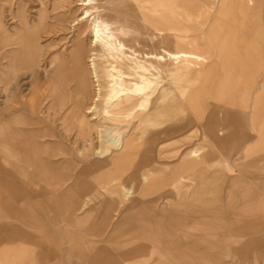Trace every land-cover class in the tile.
<instances>
[{
	"label": "crops",
	"instance_id": "1",
	"mask_svg": "<svg viewBox=\"0 0 264 264\" xmlns=\"http://www.w3.org/2000/svg\"><path fill=\"white\" fill-rule=\"evenodd\" d=\"M258 7L264 9V4ZM6 45L7 42L4 47L0 45V52ZM256 46L264 48V35ZM30 54V49L24 50L25 64H30L26 58ZM251 62L264 63V55L254 56ZM30 112L41 113V109L30 106ZM259 118L255 120L258 124ZM171 123L169 130L194 128L197 133V126L190 119ZM140 126L137 121L135 135L123 141V144L135 145L128 149L130 155L134 150L135 161H117L116 155L102 159L92 148L85 144L81 147L82 137L75 136L69 141L66 136H60L59 130L48 125L41 114L35 117L13 110L3 116L0 120V260L7 264H48L49 261L55 264H192L199 259V264H206L205 259L203 263L207 255L203 242L211 230L207 207L213 203L204 189L208 181L201 177L212 174L196 169L202 161L193 162L188 151L180 165L193 162L195 168H189L185 174L192 181L200 176V182H185L177 187L170 162L165 167L159 163L151 167V157L149 163L143 159L144 147L148 145L152 148L151 155L154 151L160 155L157 145L161 135L167 140L176 139L167 156L172 160L180 155L183 145L191 147L201 132L191 134L189 130L186 134L167 136L165 131L155 130L153 135L145 137ZM223 127L235 133L233 125ZM260 129L254 143L251 142L252 150L250 147L251 159L255 160H264V123ZM238 136L247 138L244 133ZM238 136L227 133L208 137L215 142H228ZM123 163L137 169L125 168L118 173L116 169ZM142 167L151 173L148 183L144 182ZM260 167L254 174L264 176V167ZM162 175L166 177L161 179ZM115 179L123 184L113 183ZM229 184L231 191V181L222 189H215L222 200L230 198ZM251 187L245 199L255 203L254 211H250L248 219L238 216L229 222L236 223L231 228L235 240L251 237V243H259L264 239L261 238L264 215L256 209L263 206L264 198L258 193H264V183L256 184L258 189L253 186L251 190ZM197 244L200 246H193Z\"/></svg>",
	"mask_w": 264,
	"mask_h": 264
},
{
	"label": "rangeland",
	"instance_id": "2",
	"mask_svg": "<svg viewBox=\"0 0 264 264\" xmlns=\"http://www.w3.org/2000/svg\"><path fill=\"white\" fill-rule=\"evenodd\" d=\"M212 1L214 2V0H197V3L207 2L211 6L213 4ZM92 2H94L93 6L100 4L98 0H92ZM174 2L173 11L183 14L185 10L190 13V21H183V25L189 27L190 34L178 33L176 31H169L168 33L166 29L160 26H150L151 21H153L152 17L144 12H141L143 15L138 14L133 7H126L116 15L104 8L96 9L95 12H92V16L85 18V20L82 17L84 16L86 6L81 4L83 3L82 0H0V45L4 47L7 42L6 48L0 52V120L3 119V116L9 115L11 111L13 112V110L22 111L26 115L35 117H40L41 114L42 118L48 121V125L55 127L57 131L59 130L58 134L60 136H66L68 140L70 139L69 141H72L75 136L82 137L80 139L82 142L80 143L81 147L85 144L87 147L92 148L94 153L97 149H101L103 154H105L104 157L111 158V155L117 154L119 152L117 150L119 149L109 150L107 148L108 146L110 147V144L107 143L105 137H101L100 129L105 125L113 131L112 133L116 137H118V133L122 134L123 138L133 136L136 132L138 118L129 119L132 120L130 122L121 114L110 115L111 117H108L105 98L103 97L99 101H94L95 90L91 74L89 75L91 87L85 92L78 91V77L71 62V51L78 44V39L80 38L82 43H85L87 46L93 40L94 52L101 54V45L99 42H94L95 37H93L94 33L92 32L93 24L98 18L115 21L123 29H126V24L132 27L133 23L136 22L141 29V33H145L152 38L154 37L156 47L159 49H161V46L180 49L182 44L176 41L178 34L185 38L189 36L190 38H198L203 50L210 53V58L205 62L203 68L214 67L212 74L214 77L212 80L214 89H207L202 95H198L199 89L196 87L191 88L192 95H197L195 97H198L197 107L203 115L202 123L204 127H199L202 124L198 125V122L195 123L194 126H197V133L194 132V128H188L191 134H198L200 131L201 135L197 136L191 147H184L183 145L180 155L172 160H168L167 156L168 152L172 151V146L176 139L167 140L165 136L161 135L157 145L160 155L154 151L155 153L151 155V167H153V163H159L160 167H165L164 164L170 162L169 165L174 169V180L177 187L185 182L199 183L200 176L195 177L192 181L188 180L185 174L189 168H195L193 167V162L186 163L184 166L180 165L188 151H192V149L198 150V154L200 155L196 158V161H202V163L196 166V169L201 168L203 171L212 174L201 177L208 181V183H204V189L206 190L205 193L208 195V199L212 200L211 203H213L207 207L208 226L211 230H209V237L206 239L210 240L213 238L221 241L222 237L226 238L223 241L224 245L203 246L206 251L210 248L223 252L219 251L222 248L221 246L226 248V254L221 256V258H219L214 250L207 251L210 259L208 262L205 259V263L264 264V239L263 241L260 240L261 242L259 241V243H249L251 242V237L237 241L231 233V228L236 223L234 225L229 222L232 219H237L238 216L240 219L249 218L248 216L252 214L250 211H254L253 206L255 203L253 201L249 202L245 198L249 195L248 192L251 186L252 190L253 186L256 187V184L264 183L263 175L254 174V171L258 170V165L259 167L261 166L260 168L264 167V160L251 159L253 154L251 155L250 152V147L251 150L253 147V145L251 146V142L254 143L255 138L259 135V131H261L260 126L264 123L262 118L264 114V63L251 62V89L249 90L251 93L247 95L248 105L245 110L246 126L242 127L236 118H232L233 115L236 116V112H233L232 109L226 111L232 120V131L235 132V135L238 136L244 133L247 135V138L239 139L238 136L236 140L234 139L235 141L215 142L214 139L209 138L206 134L207 125L210 123L215 124L214 119L219 117V110L216 109L218 106L214 103L216 98L219 97L216 85L223 80L226 81L227 77L232 74V71L228 70V67L233 66L238 61H241V65H246L245 62L249 61L250 56L242 50H244V46L247 44L254 46L251 47L252 61H254V56L263 57L264 55L263 47H255L263 39L264 35V9L258 7V4H264V0H251L250 5H252V8L249 10V14L246 15L245 20L247 24L245 26L241 25L243 19L242 15L238 12L239 2H235V0H230L226 4L223 3L216 9H205L206 12L204 13L202 12L203 10L200 11L191 7L186 0H175ZM151 4H153V8L155 9L153 15L160 16L162 11L160 3ZM188 13L185 15L188 16ZM162 18L166 19L164 16ZM217 23H219L218 26ZM83 26L84 28L82 29ZM168 35H171L169 40ZM216 35H219V40L214 39ZM120 38L124 39L123 34L120 35ZM225 39L227 41H224ZM112 40L117 42V38H113ZM143 46L145 50L153 49V46L138 45V47ZM29 49L31 50V57L26 58H29L30 64L22 62L17 64V66L12 65L13 59L18 61V59L25 58L24 50L29 51ZM98 61H100V58ZM245 68L241 73L247 76ZM187 73L189 77L194 76V72L188 70ZM100 75L101 83H103L102 87H105L107 84L106 77L102 70L100 71ZM176 77L177 75L174 74L171 76L175 80L177 79ZM245 81L247 82L246 77ZM244 90L246 89L230 88L229 90L227 89V92L239 93ZM161 91V87L157 89V94L152 96V103H154L156 97H159ZM176 95L180 101L175 102V106L173 107L175 109L172 110L183 112L185 101L192 96L188 94L185 100L181 101L182 97L178 93ZM226 96L229 97L230 95L225 94ZM234 96H238V98L244 97L241 94ZM140 102L141 105H143V102L146 103L143 99ZM94 103L97 104L99 111H94L91 114L88 110ZM150 105L146 107L138 106L143 109L142 116L147 117L148 113L152 114V111L156 113L155 110L162 108L160 107V103H157L159 107ZM232 105L238 106L241 104L237 102ZM30 106L33 109H41V113H31ZM241 109H238V111L242 112ZM161 111L164 112V110ZM258 116H260L259 124L257 122ZM255 120L257 121L255 122ZM140 127L143 128L145 137H149L151 135L150 131L153 130L166 131L164 122L158 121H154L152 124L151 121H147L144 124L142 122ZM189 130H185L183 133L186 134ZM68 140L65 139V143H69ZM207 150L214 152V154L207 155ZM156 154L158 155L157 159H155ZM104 157L101 158L103 159ZM125 168L137 169L133 165L123 163L120 169H116V171L121 173L123 171L121 169ZM142 169L145 174V168L142 167ZM163 177H166V175L160 176L161 179ZM258 178L263 179L255 181ZM229 181H231V191L230 184L227 189L229 188L230 198L229 200H222L217 195L215 189L217 187L222 189V187L228 185ZM144 182L148 183L150 179L148 181L144 180ZM113 183L123 184L118 179H115ZM261 189L263 190V187ZM258 194L264 198L262 191ZM239 195L241 197H238ZM214 204H218L216 205L217 208L213 206ZM262 205L256 211H260V214L264 215V201ZM216 211L217 213H215ZM214 228L216 230L213 232L212 229ZM261 238H264V236ZM233 242H243L245 244L242 243L240 249L238 247V250L236 248L237 251L235 253ZM231 253L234 255H231ZM198 262H200L199 259L196 263L193 262L192 264H199ZM48 264L55 263L49 261Z\"/></svg>",
	"mask_w": 264,
	"mask_h": 264
},
{
	"label": "bare ground",
	"instance_id": "3",
	"mask_svg": "<svg viewBox=\"0 0 264 264\" xmlns=\"http://www.w3.org/2000/svg\"><path fill=\"white\" fill-rule=\"evenodd\" d=\"M82 1L83 3L81 4L86 6L82 19L91 17L92 12H95L96 9L99 10L104 8L105 10H108L109 12L116 15L120 10L126 7H133L136 9L138 14L143 15L141 12H144L152 17L153 21H151L150 26H160L166 29L168 33L169 31L187 34L189 33V27L184 26L183 21H190V13L186 12L185 10L183 11V14L178 11H173L174 8L172 9V7L175 3V0H98L100 4L95 6L92 5L94 4L92 0ZM186 1H188L191 7L199 9L200 11L203 10L202 12L204 13L206 12L205 9H216L219 5L223 3L226 4L230 0H214V2L212 1L213 4L211 6H209L207 2L197 3V0ZM156 2L160 3L162 6L160 16H155V14L153 15L155 9L151 3ZM235 2H239L238 12L242 15L243 19L241 25L245 26L247 24L245 20L247 17L246 15L249 14V10L252 8V5H250L251 0H235ZM186 13L189 15H185ZM162 16L166 17V19H161ZM218 25L219 23H217V26ZM92 32L94 33L93 37H95L94 42H99L101 45V54L94 52L95 49L92 45L93 40L92 43L90 42L87 46L85 43H82V40L79 38L78 44L74 46L73 50L71 51V62L73 63V69L75 70L78 77V91L85 92L91 87V82L89 81V75L91 74L95 90L94 101L96 102L103 97L105 98L108 117H111L110 115L115 116L116 114H121L128 120L135 117L136 119L138 118L137 121L140 125L142 122L144 124L147 121H151V124L154 121L162 123L164 122V125H166L165 134L167 136L178 135L184 131L183 128L177 131H173L171 128L170 130L167 129L169 124H172L171 122H182L183 120L190 119L192 125L198 122V125L202 124L203 126V115L201 112H199L200 110L197 107L198 97H195L197 95H192L193 92L191 88L193 89L196 87L199 89L197 93L198 95H202L207 89H214L212 83L214 78L212 75L214 67L203 68L205 62L210 58V53L203 50V47H201L199 44L200 42L198 38H190V36L185 38L184 36H180V34H178L176 36V41L182 44L180 49H173L169 48L168 46H161V49H159L156 47L157 45L154 42V37L152 38L145 33H141V29L138 27L136 22L133 23L132 27L126 24V29H123V27L118 26L115 21L104 20L100 18L95 20ZM121 34H123L124 39L120 38ZM170 36L171 35H168V40ZM113 38H117V42H114L112 40ZM215 38L219 40V35L214 36V39ZM224 41L227 40L225 39ZM139 44L153 46V49L145 50L144 46L138 47ZM242 51L250 56L249 61L247 60L245 62L246 65H241V61H238L233 66H229L228 70L232 71V74L227 77L226 81L223 80L216 85L217 95L219 97L216 98L214 103L218 106L216 109L219 110V117L214 119V122H216L215 124L210 123L207 125L206 134L209 137L215 138L216 136H223L227 133L235 134L233 132L230 133V131H228L230 129L223 127L224 125H232V120L229 117V114L226 113V111L230 109H232L233 112H236V116L233 115L232 118H236L238 123L246 126L247 119L245 110L248 105L247 95H250L251 93L249 92L251 89V44L244 46V50ZM99 58L100 61H98ZM24 61V58L18 59V61H15L14 66H17V64H20ZM244 68L246 70L247 76H244L241 73ZM101 70L104 72L106 77L107 84L105 87H102L103 83H101ZM188 70L194 72L193 77L188 76ZM172 74L177 75L176 80L171 78ZM245 77L247 78V82L245 81ZM160 87L162 91L159 94V97H156L154 99V103H152V96L157 94V89H160ZM230 88H240L246 90L239 93H228L227 89L229 90ZM176 93L182 97L181 101H184L188 94L192 96L187 101H185V108L183 112H175L172 110L175 109L173 108L175 106V102L180 101ZM225 94L230 96L225 97ZM240 94L244 95V97L238 98V96H234ZM142 99L146 102H143V105H141L140 102ZM237 102L241 105H232L233 103L236 104ZM157 103H160V107H162L160 110H155L156 113H154V111H152V114L148 113L149 115L147 117L141 115L143 109L139 107H146L149 104L153 105L154 107H159ZM181 109L183 108L181 107ZM238 109H241L242 112L238 111ZM161 110H164V112ZM94 111H99L96 103H94L88 110V112L91 114ZM136 111H138V113ZM129 121L131 122L132 120ZM153 131H150L151 135L154 134ZM112 132L113 131L105 125L100 129L101 137H105L107 143L110 144V147L108 146L107 148H109V150H122L121 153L115 154L117 161L120 159H126L127 161L134 162L136 159L134 150L130 155L128 149H131V147L134 148L135 145H130L129 143L123 144L125 139L123 138L124 136L118 133V137H116ZM198 134H200V131ZM144 148V163H149L152 148L150 145L145 146ZM95 154L98 157L105 156L101 149H97ZM199 155L200 154H198V150L192 149L190 155L191 158L189 159L195 162ZM150 178L151 173L146 170L145 180L148 181ZM222 238L223 239L221 241H219V239L213 238L210 240L205 239L203 246L224 245L223 241H225L224 239L226 238ZM233 243L234 245L238 244V242ZM193 246L199 247L200 244ZM240 246L235 245V253L238 250V247L240 249ZM221 247L222 248H220L219 251L223 252H218L217 249L214 250L210 248L207 249V251L214 250L215 253L218 254L219 258H221V256L226 254V248L224 246ZM207 251L206 253H208ZM203 259H206L208 262L210 256L206 255L203 257ZM0 264L6 263L0 260Z\"/></svg>",
	"mask_w": 264,
	"mask_h": 264
}]
</instances>
